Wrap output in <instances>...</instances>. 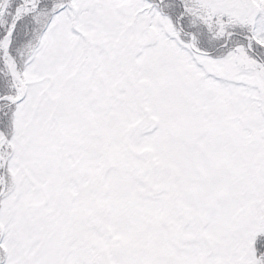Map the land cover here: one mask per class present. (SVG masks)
<instances>
[{
    "label": "snow or ice",
    "instance_id": "obj_1",
    "mask_svg": "<svg viewBox=\"0 0 264 264\" xmlns=\"http://www.w3.org/2000/svg\"><path fill=\"white\" fill-rule=\"evenodd\" d=\"M0 264H264V0H0Z\"/></svg>",
    "mask_w": 264,
    "mask_h": 264
}]
</instances>
